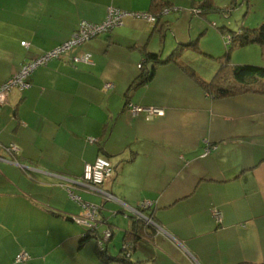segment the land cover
Wrapping results in <instances>:
<instances>
[{"label": "crops", "instance_id": "0c3cea01", "mask_svg": "<svg viewBox=\"0 0 264 264\" xmlns=\"http://www.w3.org/2000/svg\"><path fill=\"white\" fill-rule=\"evenodd\" d=\"M200 1L0 0V85L23 61L68 39L79 21L101 22L109 6L178 7L155 23L124 17L9 93L0 142L17 151L0 149V264H126L116 260L125 242L128 264H264V93L210 96L182 66L206 79L216 70L203 75L183 60L156 65L148 81L127 91L147 52L164 58L194 40V29L220 41L221 30L204 28L207 14L192 10ZM83 52L90 63L73 64L71 56ZM127 103L163 115L132 114ZM97 156L112 168L100 188L117 200L73 182ZM69 186L99 206L98 235L111 229L102 245L89 241L95 236L80 242L89 229L72 218L81 206ZM136 209L161 229L132 243L125 233ZM22 252L27 259L16 262Z\"/></svg>", "mask_w": 264, "mask_h": 264}, {"label": "built area", "instance_id": "2783aa9c", "mask_svg": "<svg viewBox=\"0 0 264 264\" xmlns=\"http://www.w3.org/2000/svg\"><path fill=\"white\" fill-rule=\"evenodd\" d=\"M178 11V7L168 6L164 7L158 15H154L145 11H128L122 10L120 8L109 6L107 7V12L105 18L100 23H90L85 20H81L79 22L78 28L74 31L71 37L62 43L61 45L53 48L52 50L45 52L39 56L34 57L33 59H29L23 61L20 64L19 69L10 75L1 85H0V107L6 101L9 93L14 90H24L29 86L28 78L31 73L39 66L45 65L49 60L55 57H59L65 52L71 50L74 46H77L88 39L94 37L97 34L105 33L111 31L114 27L121 25L123 23V19L126 16H131L133 18L144 19L147 22L155 23L157 21L158 16L167 14L169 12ZM196 13H199L198 10H195ZM25 45V41L21 42ZM91 54L89 52H83L79 55H74L71 59L72 62H83L90 63ZM140 66V64H139ZM113 86L111 83H105L104 87L109 88ZM127 108L132 114H138L140 112H145L150 116H161L163 115V110L156 107H141L139 105H135L132 103H127ZM89 142L96 141V138L91 137L88 139ZM0 149L3 151L13 154L17 151L15 145H3L0 142ZM0 159L5 160V158L0 154ZM15 161V160H14ZM13 161V162H14ZM111 164L107 158L103 156H97L92 163H85L83 165L82 177L80 181H73L76 184H80L86 190L91 191L93 193L101 194L106 200H117L116 197L109 191L103 190L100 188V185L103 183L104 179L111 175ZM69 196L77 201V203L81 206V214L72 217L76 222L83 224L89 229L93 231V233L97 232V214L99 211V206L90 202L82 201L79 196H76L72 193L71 187H67ZM148 204H143V206ZM134 214L138 217H141L146 220V222L153 224L156 228H159L156 223L150 218L145 217L138 210H134ZM161 228H159L160 230ZM98 233V232H97ZM111 237V229L106 228L103 230L99 236L96 238L97 243L102 245L103 242L107 241ZM128 255V253H126ZM27 259V254L22 252L18 254L15 258L16 262H20Z\"/></svg>", "mask_w": 264, "mask_h": 264}, {"label": "trees", "instance_id": "16d2710c", "mask_svg": "<svg viewBox=\"0 0 264 264\" xmlns=\"http://www.w3.org/2000/svg\"><path fill=\"white\" fill-rule=\"evenodd\" d=\"M156 7H157L156 10L147 11V12L152 13L154 15H158L160 13V11L164 7H168V5H160V6L157 5ZM214 7H217V6L212 3V0H202L199 2V4H197V5L195 4V6L192 7L193 8L192 10H194V11L198 10L199 11L198 14L204 13V15H205L208 9H211ZM85 21H87V20H85ZM87 22H89V21H87ZM90 23H93V22H90ZM98 23H100V22H98ZM93 24H96V23H93ZM78 25H79V23H78ZM78 25L74 31L77 30ZM109 32L110 31L97 34L92 38H95L99 35L107 34ZM72 33H71V35H72ZM71 35L69 36V38L71 37ZM92 38H90V39H92ZM68 39H66L65 41H67ZM90 39H88V40H90ZM228 40H229L228 44L226 43V45H227L226 46V52L224 53L223 57L220 56L218 58L219 59V66L216 69L214 75L210 79H206V78L196 74L191 68L184 67V66H182V68L186 72H188L191 76H194L197 79L198 84L205 90V92L208 95L213 96L215 98L234 96V95H238V94L245 93L248 91L264 93V66L252 65V64H237L236 65V64H232L229 62V51H230V49H232L233 46H244L247 44L256 43V44H259V46L261 47L262 53L264 54V21L254 28H242L239 31L229 33ZM65 41H63L62 43H64ZM87 41H85V42H87ZM85 42H83L77 46H74L71 50H74L75 48L84 44ZM195 42H197V40H192L186 44L179 43L164 58H161L157 53L147 52L145 54L146 56L144 58V61L141 62L140 66H139V68L141 69L140 74L137 75L132 80V82L129 84V86L127 88V91L132 90L135 87H137L138 85L148 81L151 78L156 65L162 64V63H169V62L179 64L180 62H179L178 58L184 50L190 49V50H193V52H194V50L197 49ZM62 43H59L58 45L41 52L37 56L52 50L53 48L61 45ZM71 50L65 52L61 56L68 54ZM61 56H59V57H61ZM73 56L74 55H72L71 58ZM59 57H55L52 59H56ZM31 59H33V58H31ZM71 62H72V59H71ZM72 63L76 64L79 62H72ZM126 107H127V104H126ZM205 150L209 151L210 147L208 146ZM141 212H142V210H141ZM132 214L133 215L130 216L132 219L131 220V227L125 233V237L127 238L128 241L134 243L143 235L149 234L150 231H156V229H155L156 227L153 224L146 222L145 219L138 217L134 213H132ZM150 218L153 220L152 217H150ZM69 219H71V217H69ZM90 236H95L94 238L96 239L99 235L97 232L93 233V231L87 230L85 232V234L81 237L80 242L82 243L84 240H86ZM123 247L124 248H122V250H121L120 257H118L116 260H119V261H122V262L128 264L129 262H127V261H129L128 255H129L131 246L129 245L128 242H125ZM126 253H128V255ZM100 255L105 260L109 259L106 255V251H104V250L100 251Z\"/></svg>", "mask_w": 264, "mask_h": 264}, {"label": "rangeland", "instance_id": "374dc122", "mask_svg": "<svg viewBox=\"0 0 264 264\" xmlns=\"http://www.w3.org/2000/svg\"><path fill=\"white\" fill-rule=\"evenodd\" d=\"M216 6L207 10L206 23L209 25L204 24V28L216 31L221 30L222 32H219L218 35L220 41H217L216 36L213 34H201L197 37L198 31L194 29L196 37H194V40H197L195 42L197 49L194 52L197 54L190 52L189 56L183 57V53H181L178 58L183 60V62H187L194 69L199 70L203 75H209L211 70L218 68V58L220 56L223 57L226 52L229 33L239 31L242 28H254L264 21V0H218ZM210 23L212 24L210 25ZM214 24H217V26H214ZM229 62L236 65L252 64L264 66V54L259 44L256 43L233 46L229 51ZM145 203L148 204L147 202L141 204ZM136 210L139 211L140 209ZM89 241L96 243L94 237H91Z\"/></svg>", "mask_w": 264, "mask_h": 264}]
</instances>
